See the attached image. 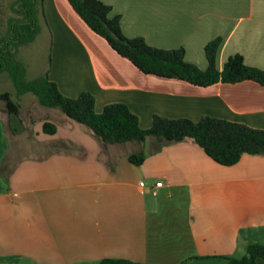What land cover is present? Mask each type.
<instances>
[{
  "label": "crops",
  "instance_id": "obj_1",
  "mask_svg": "<svg viewBox=\"0 0 264 264\" xmlns=\"http://www.w3.org/2000/svg\"><path fill=\"white\" fill-rule=\"evenodd\" d=\"M100 1L120 16L125 37H141L160 49L183 48L185 61L201 70L207 67L205 46L220 38L219 70L230 56L240 55L246 65L264 71V0ZM42 10L51 36L44 75L65 97L89 92L96 113L108 104H125L142 129L159 116L193 122L212 117L264 130L263 87L246 81L201 88L144 75L92 33L66 0H43ZM18 107V116L0 117V166L12 170L9 175L6 170L7 179L0 175L2 250L27 251L38 241L32 228L41 225L44 246H51L61 258L56 262L65 264L61 227L69 219L64 223L60 218L66 215L65 191L72 197L69 210L78 249L97 252L117 246L122 253L110 259L221 264L212 257H241L251 242L264 246V156L243 155L234 166L224 167L188 140L156 153H151L153 139L134 149L131 143L103 149L97 141L75 135L57 138V132L48 136L33 127L30 133L29 118L20 120L18 129L13 120L20 116ZM62 122L75 131L77 123ZM57 142L73 148L50 151ZM29 143L39 155L21 158L27 149L32 154ZM137 151L145 154L139 167L127 159ZM157 182L162 186L155 187ZM35 209L44 216L40 222L34 219ZM8 227L16 229V237L3 231Z\"/></svg>",
  "mask_w": 264,
  "mask_h": 264
},
{
  "label": "trees",
  "instance_id": "obj_2",
  "mask_svg": "<svg viewBox=\"0 0 264 264\" xmlns=\"http://www.w3.org/2000/svg\"><path fill=\"white\" fill-rule=\"evenodd\" d=\"M73 12L87 28L105 41L119 57L129 61L140 73L163 79L177 80L195 87L206 88L218 83L234 85L253 82L264 88V71L248 66L240 55L230 56L221 70L217 68L216 57L221 39L210 41L204 48L207 62L205 70L185 61V51L160 49L149 46L141 37L127 38L122 33L120 16L112 15L109 5L100 0H66ZM43 0H18L13 7L16 16L9 18L4 31L0 32V73H6L12 81L16 94H32L38 104L45 108H58L69 120L86 128L105 149L108 145L127 143L143 144L153 139L151 153L162 147L191 141L215 163L231 167L243 155L264 156V130L212 117H202L197 122L187 119H167L154 116L151 127L142 129L139 120L122 103L106 105L100 113L94 110V97L89 92H81L76 98L65 97L56 84L46 75L36 80L24 78V67L16 61L17 47L27 44L37 33L35 20L42 10ZM4 113L9 117L19 114L18 104L12 101L8 92L0 93ZM43 134L53 136L57 132L55 124L43 121ZM55 151L73 148L65 142L55 143ZM128 162L139 167L145 160L142 151L131 153ZM3 164L0 175L5 179L11 173ZM210 258V257H209ZM221 264H256L264 259V246L251 242L246 245L241 257H212ZM98 264H141L125 259H102Z\"/></svg>",
  "mask_w": 264,
  "mask_h": 264
},
{
  "label": "rangeland",
  "instance_id": "obj_3",
  "mask_svg": "<svg viewBox=\"0 0 264 264\" xmlns=\"http://www.w3.org/2000/svg\"><path fill=\"white\" fill-rule=\"evenodd\" d=\"M17 1L18 0H0V32L4 31L9 18L16 16L13 11V7L16 5ZM35 24L37 33L35 34L34 39L27 44H23L17 47V53L15 54L16 61L24 67V78L27 80H36L43 77L42 75H44L49 65L48 63L50 57L51 36L44 26V20L40 13L36 17ZM3 92H8L11 95L12 101L20 106V116L19 118L17 117L19 120L13 119L14 125H17L18 129L19 127H22V121L20 120H26L27 118H29L31 122L29 125L30 133L32 132V127L34 132H41L43 121H49L55 124L57 127V138L66 137L68 135H75L79 139L85 140L88 138V140H91L92 142L97 141L84 127L78 124L74 125L76 126L75 131L70 130L62 122V120L67 121L68 119L61 113L58 108H45L40 106L36 98L30 93L18 96L16 94L12 81L9 79L6 73H0V93ZM3 108L4 105L2 102H0V117L4 119L6 117V114L4 113ZM29 144L33 146V148H31L32 154L30 150L27 149L25 150V153L23 152L21 154L23 155L20 156L21 158L39 155V153L37 152H39L40 150H37L36 145L33 143ZM97 144H99L98 141ZM14 146L16 148V145ZM54 146L55 144L50 145V151H53L55 149L53 148ZM133 146L136 145H131V147ZM146 148L147 147H145V149ZM69 195V192L65 191L66 203L64 205V209L66 215L60 216L61 219H64V223L67 221V219H69V221H67V224H64V226L61 227L63 228L61 232L64 235V239L62 240L64 245V256L62 258L64 259L65 264H98L104 258H111V256L113 255H120L122 252L116 251L117 246H109L107 249L99 250L97 252H95L92 248L91 251L78 249V246L76 245V239L73 237L74 215L69 210V208L71 207L70 198H72ZM32 213L34 219L38 220L39 222L44 217L42 215V211L39 209H35V213L34 211H32ZM22 227L25 228L26 226ZM37 227L39 231L37 230ZM9 228L10 227L3 228V231L7 234L9 232H12V234L16 237V229L13 228V231H11ZM44 230V227H42L41 225H36V229L32 228L33 238L38 237V241H35L27 251L7 252L2 250L3 247H0V264H59V262H56L57 259L61 263V258L58 256L57 252L50 251L51 246H44L43 243H47L44 241V239L47 238L44 236ZM3 237L4 234L1 235V239H3ZM49 241L52 243L53 239H49ZM88 248L90 249L89 246ZM100 254H105L106 256L101 257L99 256Z\"/></svg>",
  "mask_w": 264,
  "mask_h": 264
},
{
  "label": "built area",
  "instance_id": "obj_4",
  "mask_svg": "<svg viewBox=\"0 0 264 264\" xmlns=\"http://www.w3.org/2000/svg\"><path fill=\"white\" fill-rule=\"evenodd\" d=\"M139 186L141 187V188H143L144 186H145V184L143 183V182H140L139 183ZM162 186V183L161 182H157L156 184H155V187H161Z\"/></svg>",
  "mask_w": 264,
  "mask_h": 264
}]
</instances>
